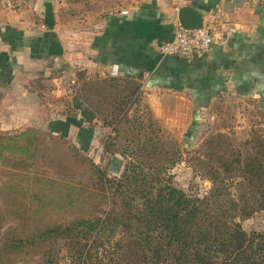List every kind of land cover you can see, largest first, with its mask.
I'll use <instances>...</instances> for the list:
<instances>
[{"label": "rangeland", "instance_id": "rangeland-1", "mask_svg": "<svg viewBox=\"0 0 264 264\" xmlns=\"http://www.w3.org/2000/svg\"><path fill=\"white\" fill-rule=\"evenodd\" d=\"M59 1L62 26L77 33L70 43L75 48L90 39L106 12L121 11L136 4V0ZM35 2L38 0H33L32 8L36 12ZM0 7L8 11L2 0ZM109 78L118 79L117 86L112 82L105 88L107 101L94 94L100 86L93 91L84 90L99 105L102 120L110 111L116 112V118L121 119L110 127L99 121L100 126L107 129L95 136L94 140L99 142L87 140L88 144L83 143L85 131L81 128L82 134L70 137L63 133L52 134L44 127H29L34 132L22 138L15 137L20 133L14 134L12 139L0 141L3 147L8 145L7 149H0V264H77L75 249L66 242L79 241L82 235L78 232L89 225L87 222L103 218L104 210L109 208L101 201V196L94 194L101 195L100 187L94 188L98 168L104 169L110 177H120L128 162L133 160L142 168L148 182L152 175L159 174L157 181L166 180L189 195L202 196L214 184L199 160L216 169L224 164L239 166V161L243 165L253 157L264 161L261 152L264 148V93L230 89L193 109L192 104L175 90H152L145 88L138 79L116 74H87L84 70L77 74L68 72L56 85L49 78L43 88L49 92L56 113L77 116L80 115L78 106L86 107L80 99L84 84ZM114 92L126 97L132 95V104L123 110L124 104L116 101L117 98L118 105L114 107L112 103V109L116 110L110 109L107 102H112L109 94ZM67 119L64 125L68 128L77 120ZM57 120L59 117L53 122ZM87 126L90 127L89 124L84 127ZM239 150H243L241 155ZM239 174L247 173L223 172L225 177L239 180L232 187L234 193H247L248 196L257 193L247 181L235 176ZM246 176L252 178L250 174ZM247 210L243 218L237 217L243 229L247 233L264 232V208L253 206L248 200ZM76 222L77 226L70 227L68 241L66 238L57 240L51 234L41 235L43 230L48 231L56 225L70 226ZM104 232L111 237L119 236L115 224ZM100 259L96 256L94 264H112L109 258L100 256Z\"/></svg>", "mask_w": 264, "mask_h": 264}, {"label": "crops", "instance_id": "crops-1", "mask_svg": "<svg viewBox=\"0 0 264 264\" xmlns=\"http://www.w3.org/2000/svg\"><path fill=\"white\" fill-rule=\"evenodd\" d=\"M49 1V15L46 0L35 2L36 12L0 7V139L29 127L76 137L81 128L83 143L99 142L94 138L106 128L93 111L80 105V117L56 113L43 88L47 79L56 85L70 71L116 74L138 79L148 89L175 90L193 109L230 89L264 93V0H188L187 5L208 15L220 10L215 44L193 58L160 51L161 44L174 38L173 0H136L121 11H108L90 39L77 48L70 46L76 31L60 22L62 4ZM47 21L53 23L51 29ZM56 117L60 120L53 122ZM71 117L77 120L68 128L64 124Z\"/></svg>", "mask_w": 264, "mask_h": 264}, {"label": "trees", "instance_id": "trees-1", "mask_svg": "<svg viewBox=\"0 0 264 264\" xmlns=\"http://www.w3.org/2000/svg\"><path fill=\"white\" fill-rule=\"evenodd\" d=\"M46 5L49 15L51 2L46 0ZM47 25L51 29L53 23L47 21ZM116 79L88 81L80 93L86 108L109 127L121 120L116 118L118 114L110 111L102 120L99 105L84 90L93 91L100 86L94 94L101 96L100 100L107 101L105 88L112 82L115 85ZM131 82L135 83L133 80ZM109 95L112 102L108 101L107 105L110 104V109L113 104L114 107L118 105L116 101L124 104L123 110L132 104V95L126 97L119 92ZM31 131L28 129L15 137L22 138ZM13 137L4 135L0 141ZM2 147L0 143V149ZM3 148L7 149L8 145ZM261 149L264 156V148ZM242 151L239 150L240 155ZM198 162L209 173L214 184L202 196L189 195L166 180L157 181L159 174L152 175L148 182V177L141 172L142 168L133 160L128 162L120 177H110L104 169L98 168L94 188L96 190L99 186L101 195L94 194L101 196V201H105L109 208L104 210L103 218L87 222L89 225L78 232V235H82L79 241L66 242L75 249L77 264H94L96 256L99 259L100 256L109 258L112 264H264V232L247 233L241 222L237 221V217L243 218L248 213V200L253 202V206L264 208V161L253 157L243 165L239 161V166L224 164L217 169L202 160ZM228 170L250 174L252 178H248L247 174L235 176L247 181L257 193L253 192L251 196L234 193L232 187L239 180L232 176L225 177L223 172ZM240 186H243V182H240ZM78 224L56 225L48 231L43 230L41 235L51 234L57 240L66 238L68 241L67 237H71L72 231L70 227ZM111 224L119 228V236L111 237L104 232Z\"/></svg>", "mask_w": 264, "mask_h": 264}, {"label": "built area", "instance_id": "built-area-1", "mask_svg": "<svg viewBox=\"0 0 264 264\" xmlns=\"http://www.w3.org/2000/svg\"><path fill=\"white\" fill-rule=\"evenodd\" d=\"M254 2L253 0H244ZM188 0H173L176 17L173 20L174 38L161 44L160 51L163 55H178L185 58L202 56L215 44L216 24L220 19V10L210 13L204 25L197 29H186L178 18V11ZM4 8L12 12H24L32 9L33 0H2ZM45 27V25H43Z\"/></svg>", "mask_w": 264, "mask_h": 264}, {"label": "water", "instance_id": "water-1", "mask_svg": "<svg viewBox=\"0 0 264 264\" xmlns=\"http://www.w3.org/2000/svg\"><path fill=\"white\" fill-rule=\"evenodd\" d=\"M207 16L208 12L206 10H201L193 5H182L178 11L179 21L186 29L201 28ZM142 77L143 72L140 73V78Z\"/></svg>", "mask_w": 264, "mask_h": 264}]
</instances>
